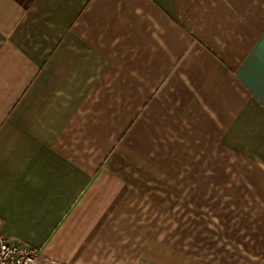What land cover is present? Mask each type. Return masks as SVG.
Listing matches in <instances>:
<instances>
[{
	"label": "crops",
	"instance_id": "obj_1",
	"mask_svg": "<svg viewBox=\"0 0 264 264\" xmlns=\"http://www.w3.org/2000/svg\"><path fill=\"white\" fill-rule=\"evenodd\" d=\"M262 41L264 0H0L1 230L32 264H264ZM207 187L211 242L172 243Z\"/></svg>",
	"mask_w": 264,
	"mask_h": 264
},
{
	"label": "rangeland",
	"instance_id": "obj_2",
	"mask_svg": "<svg viewBox=\"0 0 264 264\" xmlns=\"http://www.w3.org/2000/svg\"><path fill=\"white\" fill-rule=\"evenodd\" d=\"M182 146L190 147L191 142H179ZM186 153L192 154V156H175L172 157V164L179 163L178 166L182 169H186V172H178L176 170H172L171 173L159 171L155 173L156 182L155 185L158 187L161 183H166L169 179L170 182L175 184L179 190H176L180 193L179 197L181 195H186V192L188 191L186 188L190 184L193 173L188 169L190 167L191 162H197L198 165L195 168H199L202 165H205V163H209L211 158L210 156H206L205 154L210 153V145L206 147L205 149H202L201 151L196 150V154H193L194 151H191V149H185ZM174 154L179 153L180 151H173ZM202 152V155H200ZM180 159V160H179ZM157 169V168H156ZM206 185L211 186V181H204ZM224 186V185H221ZM226 188V187H225ZM225 188H217L213 190V194H211V189L209 187L203 189V194L207 196V198H203L201 202H203V206L201 205V202H194V199H186L185 205L183 207H176L174 210L182 209L186 212V221L183 224V228L186 231V237H180L178 235L171 234V240L172 243L185 246L186 248H189L192 250L194 247H198V244H200V240H202V245L209 244L211 242V232L209 230V224L210 219L208 212H216V211H226L227 205H220L217 202L222 200L220 195L222 193L225 194ZM166 191V190H165ZM218 195L219 197L215 196ZM214 196V197H213ZM172 197L173 194H172ZM213 197V198H211ZM174 204V203H173ZM173 204H170L173 205ZM188 208V210H187ZM202 209V217L197 216L195 212L200 211ZM190 213H193L192 215H189ZM172 218L169 217L167 214L164 215L163 223L161 225H158L157 231L164 232L166 226L171 224L172 226L175 224L176 227H178L179 222L174 221L173 218L182 216L181 213H175L171 214ZM195 253H199L198 251H195ZM204 254V253H203Z\"/></svg>",
	"mask_w": 264,
	"mask_h": 264
},
{
	"label": "built area",
	"instance_id": "obj_3",
	"mask_svg": "<svg viewBox=\"0 0 264 264\" xmlns=\"http://www.w3.org/2000/svg\"><path fill=\"white\" fill-rule=\"evenodd\" d=\"M38 256L36 248L10 240L0 228V264H32Z\"/></svg>",
	"mask_w": 264,
	"mask_h": 264
},
{
	"label": "snow or ice",
	"instance_id": "obj_4",
	"mask_svg": "<svg viewBox=\"0 0 264 264\" xmlns=\"http://www.w3.org/2000/svg\"><path fill=\"white\" fill-rule=\"evenodd\" d=\"M258 52H259V55H260V58H261L262 65H264V41H262Z\"/></svg>",
	"mask_w": 264,
	"mask_h": 264
}]
</instances>
